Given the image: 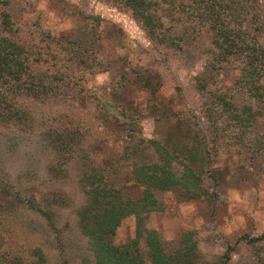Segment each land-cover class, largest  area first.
<instances>
[{"label": "rangeland", "instance_id": "374dc122", "mask_svg": "<svg viewBox=\"0 0 264 264\" xmlns=\"http://www.w3.org/2000/svg\"><path fill=\"white\" fill-rule=\"evenodd\" d=\"M9 2L19 36L34 49L41 46L43 57L52 58L50 54L56 53L62 58L63 54L57 52L60 40H76L82 48L93 46L100 50L105 70L95 74L74 72L73 78L79 84L74 89L80 88L77 103L60 100L33 104L41 120L71 114L76 108L89 115L86 120L91 131L82 147L86 155L77 154L65 177L49 171L54 156L41 139L44 124L27 133L0 125V184H9V190L0 194V264H28L36 259V248L42 249L48 264H95L77 217V209L86 200L78 175L82 170L94 164L108 166L112 178L123 184L128 195L141 197L143 187L130 179L136 164L157 158L147 140L185 142L188 123L181 127L178 114L207 130L212 128L205 114L206 93L198 84L202 73L212 76L209 90L229 84L241 106L257 104L235 83L237 61L223 68L210 66L215 53L207 27L194 33L184 30L185 21L175 22L182 41L180 46H170L150 39L131 11L105 0ZM260 5L263 15L257 26L263 27L260 40L264 43V0ZM53 63L51 59L52 70L62 64L58 62L55 67ZM141 73L146 74L144 79ZM142 82L147 87H159V96L167 104L164 117H141L136 113L150 97ZM206 92L210 95V91ZM132 122L135 130L129 124ZM262 128L260 125L257 133ZM232 134L226 132L218 140V153L212 158L218 181L207 179L211 196L182 201L177 192L157 191L161 208L149 213L141 225L145 230H157L170 248L178 247L183 237L193 232L200 264L214 263L230 245L235 250L228 264H264V240L249 244L242 238L264 232V148L258 145L254 133L246 136L243 145L236 144ZM136 230L137 219L131 216L117 230L115 243L134 239ZM141 247H147L142 239Z\"/></svg>", "mask_w": 264, "mask_h": 264}, {"label": "trees", "instance_id": "16d2710c", "mask_svg": "<svg viewBox=\"0 0 264 264\" xmlns=\"http://www.w3.org/2000/svg\"><path fill=\"white\" fill-rule=\"evenodd\" d=\"M105 1L131 11L150 39L163 45H181L182 37L175 31L177 21H185L184 30L194 33L207 27L215 53L210 66L223 68L237 61L235 83L249 92L257 104L251 102L241 106L234 88L229 84L214 91L209 90L212 76L209 78L202 73L198 84L206 93L205 114L214 130H207L198 122H189L185 116L178 114L181 127L188 123L189 133L185 142L168 144L157 138L147 140L157 158L136 164L130 179L133 184L143 187L141 197L128 195L123 184L112 178L108 166L94 164L78 174L86 196L85 202L77 209L78 223L88 239L95 264H148V261L151 264H200L198 243L193 239V232H188L178 247L170 248L157 230H145L141 225L149 213L161 208L157 191L177 192L182 201L211 196L207 179L218 181L212 158L214 153H218V140L226 132L233 133L234 142L240 145L244 144L248 134L254 133L258 145L264 148V43L260 40L263 27L257 26V21L263 15L261 0ZM9 5V0H0V125L27 133L34 132L40 123L44 124L41 139L54 156L49 171L62 178L67 175L69 165L77 154L86 155L82 147L91 131L86 120L89 115L75 107L71 114L60 113L41 120L34 113L33 104L46 105L60 100L66 103L74 100L77 103L80 88L74 89L79 85L73 78L74 72L89 71L95 74L104 71L100 50L93 46L82 48L76 40H60L57 52L62 53L63 57L47 51L52 58H45L41 46L34 49L19 36ZM47 50H50V46ZM51 59L55 67L58 62L63 65L52 70L49 66ZM47 64L49 67L45 66ZM141 77L144 79L146 74L141 73ZM144 85L150 97L145 106L136 109V113L141 117H164L167 104L159 96V87ZM206 91H210V95ZM129 124L135 130L134 122ZM260 125L263 128L257 133ZM7 190V182L0 184V194ZM2 215L0 204V225ZM131 216L137 219V234L134 239L118 245L114 241L117 230ZM242 238L249 244H255L264 240V232L256 237L244 235ZM141 239L146 243V251L141 247ZM234 250V246H228L214 263L209 264H228ZM34 254L36 259L28 264H48L41 248H36ZM5 264L22 263L12 261Z\"/></svg>", "mask_w": 264, "mask_h": 264}]
</instances>
